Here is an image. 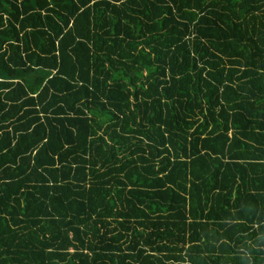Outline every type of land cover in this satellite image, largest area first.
<instances>
[{
  "label": "trees",
  "instance_id": "1",
  "mask_svg": "<svg viewBox=\"0 0 264 264\" xmlns=\"http://www.w3.org/2000/svg\"><path fill=\"white\" fill-rule=\"evenodd\" d=\"M0 264H264V0H0Z\"/></svg>",
  "mask_w": 264,
  "mask_h": 264
}]
</instances>
